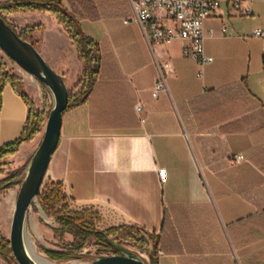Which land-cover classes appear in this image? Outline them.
Instances as JSON below:
<instances>
[{
	"label": "crops",
	"instance_id": "0c3cea01",
	"mask_svg": "<svg viewBox=\"0 0 264 264\" xmlns=\"http://www.w3.org/2000/svg\"><path fill=\"white\" fill-rule=\"evenodd\" d=\"M92 1L79 20L101 47L102 69L88 101L63 114L49 181L63 183L72 210L98 212L100 229L131 225L156 237L158 264H264V41L254 36L264 0H246L247 17L223 0L205 21L209 65L184 57L179 39L151 46L131 0ZM18 14L8 16L22 29L42 25L32 35L41 55L76 85L84 64L56 17ZM162 75L168 91L154 97ZM1 97L0 148L29 116L11 84Z\"/></svg>",
	"mask_w": 264,
	"mask_h": 264
},
{
	"label": "trees",
	"instance_id": "16d2710c",
	"mask_svg": "<svg viewBox=\"0 0 264 264\" xmlns=\"http://www.w3.org/2000/svg\"><path fill=\"white\" fill-rule=\"evenodd\" d=\"M93 11L92 0H6L0 2V17L5 21H7L6 16L8 15L46 12L54 15L59 24L64 27L71 43L76 47L79 59L84 64V72L75 85L77 91L75 93L69 91L67 110L79 107L88 101L101 73V47L84 34L79 20L82 13L89 15ZM10 25L14 30L16 29L14 25ZM40 30H42V25H31L22 29L19 34L23 40L30 42L36 48L38 42L33 39L32 35ZM8 84H11L26 102L29 108V116L20 138L0 148V174L4 173L3 161L14 156L24 143L31 142L40 134L51 112L44 109L39 110L35 107L30 98L22 91L21 79L7 72L4 60L0 55V111L2 91ZM20 176L16 174L1 180L0 190L7 191L19 185ZM38 201L43 212L49 218L55 219L60 226L53 231L62 239L66 235L72 237V241L67 243L61 251L46 250L45 253L49 260L59 263L82 260L83 251L92 242H95L103 251H106L109 256L118 255L122 249L120 247V241L122 240L146 253L150 258V264H158L155 253L158 247L156 237H148L140 228L131 225L111 227L106 230L100 229L98 225L101 223L102 218L93 208L72 210L62 182L49 181L38 196ZM0 256L7 264H17L9 239L3 237L1 233Z\"/></svg>",
	"mask_w": 264,
	"mask_h": 264
},
{
	"label": "water",
	"instance_id": "95a60500",
	"mask_svg": "<svg viewBox=\"0 0 264 264\" xmlns=\"http://www.w3.org/2000/svg\"><path fill=\"white\" fill-rule=\"evenodd\" d=\"M0 51L24 72L45 85L54 98V107L46 122L43 141L32 157L20 187L9 237L17 264H38L29 247L26 222L33 204L38 201L53 155L60 144L63 114L69 105V90L64 77L56 73L41 53L30 42L23 40L2 17H0ZM88 264L150 263L132 251L121 249L118 255L102 256Z\"/></svg>",
	"mask_w": 264,
	"mask_h": 264
},
{
	"label": "rangeland",
	"instance_id": "374dc122",
	"mask_svg": "<svg viewBox=\"0 0 264 264\" xmlns=\"http://www.w3.org/2000/svg\"><path fill=\"white\" fill-rule=\"evenodd\" d=\"M17 16H20V14H17ZM11 17L6 16L7 21L15 26V30L18 33H21L22 28L18 24H21V20L19 17ZM24 24L27 22L29 24H35L37 23L36 19L28 18L23 19ZM48 24V23H47ZM38 33V31L36 32ZM34 33L35 39H39L38 34ZM49 47V46H48ZM36 49L40 52L39 47H36ZM57 53V52H56ZM55 53V54H56ZM64 56V61L68 59V56L70 59H73V54L70 53L69 55ZM0 55L2 56L4 63L6 65V70L9 74L17 76L19 79H21L22 84V91L30 98V100L33 102L36 108L39 110H45L47 112H50L54 107V98L51 93V91L43 85L38 79L28 75L26 72H24L15 62L11 61L3 52L0 51ZM56 56V55H55ZM56 73L60 74V71L53 65H49ZM70 69L72 71H70ZM66 73L67 77L70 75L74 68L71 66ZM71 72V73H70ZM71 79H68L69 85H67L68 90L72 93H75L77 90L75 89V84L71 83ZM77 83V82H76ZM45 125L43 126L40 134H38L32 141H31V148L27 149L25 152H18L19 154L15 159L12 157L6 159L3 161L4 163V170L3 174H0V181L12 176L19 174L21 175L19 178V185L16 187L4 191L0 190V233L3 237L6 239H9L10 232H11V226H12V219L14 215V210L18 198V194L20 191V187L22 182L25 179L26 172H27V165L29 166L28 162L31 161L32 157L38 150L39 146L41 145L44 134H45ZM25 144V143H24ZM49 176L47 175L42 191L45 189V186L49 182ZM13 196V204L11 206H8L6 201L10 198V196ZM10 209H9V208ZM8 215V217H7ZM43 212L39 201H36V203L33 204L30 213L28 214L27 222H26V235L29 239H31L35 244V250L37 253L42 254L44 257H46L48 260V256L46 255L45 251H61L63 247L69 242L72 241V237L66 235L62 238L59 237L53 230L59 228V225L56 223L55 219L49 218L48 216ZM7 220V222H6ZM102 222V221H101ZM2 225L5 227L2 228ZM100 228V225H98ZM37 245V246H36ZM120 247L122 249H127L129 251H132L139 256H141L146 262L150 263V258L146 253L141 252L140 250L134 248L131 244L120 241ZM83 259L79 260L85 264L91 263L92 261L96 260L99 257L102 256H109L106 251H103L98 245L95 244V242H92L82 253ZM51 261V260H50ZM57 264H69L71 262L75 261H69L65 263H59L56 261H52ZM0 264H7L6 261L0 256Z\"/></svg>",
	"mask_w": 264,
	"mask_h": 264
},
{
	"label": "built area",
	"instance_id": "2783aa9c",
	"mask_svg": "<svg viewBox=\"0 0 264 264\" xmlns=\"http://www.w3.org/2000/svg\"><path fill=\"white\" fill-rule=\"evenodd\" d=\"M134 19L141 26L146 40L151 46H160L179 39L183 43V55L197 61L200 65H209L214 58L206 54L204 32L205 21L212 17L221 7L223 0H131ZM233 13L237 16L252 15V9L246 0H229ZM165 20L176 26L165 25ZM254 36L264 41V31L257 29ZM169 67L165 63L164 68ZM168 91L166 78L162 75L154 89L153 96L158 97ZM141 107H137L139 112ZM144 122V121H143ZM241 155L236 161H241Z\"/></svg>",
	"mask_w": 264,
	"mask_h": 264
},
{
	"label": "bare ground",
	"instance_id": "6f19581e",
	"mask_svg": "<svg viewBox=\"0 0 264 264\" xmlns=\"http://www.w3.org/2000/svg\"><path fill=\"white\" fill-rule=\"evenodd\" d=\"M6 203L8 204V206H11L12 202H11L10 198L6 201ZM7 217H8V215H7ZM6 222H7V220H6ZM2 228L4 229L5 227L2 225ZM28 242H29V247H30V250H31V252L33 254L34 260L38 264H57L55 262H52V261L48 260L42 254L37 253L36 250H35V244H34V242L31 239L28 238ZM69 264H85V263H83L81 261H75V262H71Z\"/></svg>",
	"mask_w": 264,
	"mask_h": 264
}]
</instances>
